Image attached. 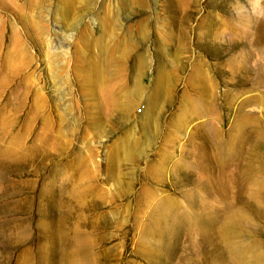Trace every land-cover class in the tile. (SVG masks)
<instances>
[{
	"label": "rangeland",
	"instance_id": "obj_1",
	"mask_svg": "<svg viewBox=\"0 0 264 264\" xmlns=\"http://www.w3.org/2000/svg\"><path fill=\"white\" fill-rule=\"evenodd\" d=\"M0 264H264V0H0Z\"/></svg>",
	"mask_w": 264,
	"mask_h": 264
}]
</instances>
